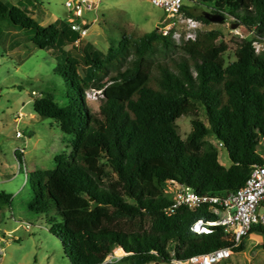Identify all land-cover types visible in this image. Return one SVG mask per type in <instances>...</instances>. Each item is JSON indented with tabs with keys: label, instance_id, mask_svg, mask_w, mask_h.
<instances>
[{
	"label": "trees",
	"instance_id": "trees-1",
	"mask_svg": "<svg viewBox=\"0 0 264 264\" xmlns=\"http://www.w3.org/2000/svg\"><path fill=\"white\" fill-rule=\"evenodd\" d=\"M36 1L14 5L0 0V17L33 30L32 42L40 49H75L78 36L68 25L42 26L31 16ZM183 7L205 24L211 23L204 16L209 13L223 22L232 18L238 28H255L257 34L264 27V0H187ZM221 34L203 31L181 45L186 57L176 63V71L151 58L158 46L176 45L155 29L136 39L123 35L106 52L83 48L81 72L79 60L64 51L65 63L55 71L76 94L69 90L64 106L44 94L34 100L33 109L72 136L71 149L55 157L54 168L33 173L37 188L30 207L37 213L53 208L60 222L49 231L70 264H112L103 262L116 249L125 253L120 260L131 264L183 261L220 247L243 249L242 241L233 246L223 239L219 225L193 233L194 221L216 216L206 206L168 213L171 198L164 191L167 183L177 182L200 194H227L243 185L253 165L264 162L258 153L264 141V53H254L253 37L237 39L235 59L225 64L227 45ZM87 88L102 93L96 113L85 104ZM198 107L205 121L198 117ZM183 115L192 117L185 139L176 124ZM207 135L226 149L229 166L219 162L216 147L204 140ZM14 154L21 161V154ZM99 155L115 181H102ZM11 197L1 190L0 205H9ZM127 220L136 223L127 227L122 222ZM250 232L264 234V228Z\"/></svg>",
	"mask_w": 264,
	"mask_h": 264
},
{
	"label": "rangeland",
	"instance_id": "rangeland-1",
	"mask_svg": "<svg viewBox=\"0 0 264 264\" xmlns=\"http://www.w3.org/2000/svg\"><path fill=\"white\" fill-rule=\"evenodd\" d=\"M4 1L20 5L18 0ZM64 1L37 0L31 16L42 26L53 22L68 25ZM96 13L98 19L94 23H90L94 12L84 13L89 28L80 43H74L75 49L72 45L40 49L32 42L33 30L14 25L7 16L0 17V191L12 195L9 205H0V264H70L61 242L49 231L53 223L60 222L53 208L37 213L30 207L37 188L33 173L54 168L55 157L60 154L66 156L71 149L72 136L65 134L55 119L39 116L33 109L34 100L44 94H51L59 106L66 104L69 90L76 94L55 71L65 63L64 51H70L79 60L81 72L83 48L106 52L109 46L117 45L123 35L136 39L155 29L165 17L161 8L145 0H101ZM231 20L203 24V31L217 29L222 33L220 40L227 45L222 56L225 64L235 59L236 40L239 38L235 29H242L232 28L234 23H230ZM182 57L186 55L177 44L169 49L158 46L151 56L155 63L165 62L173 71H176L175 65ZM110 73H114V68ZM93 91L85 89V104L92 113H96L99 100L93 98ZM198 117L205 121L202 107H198ZM191 119V116L183 115L176 120L182 139L191 131ZM16 132L20 135L16 136ZM204 140L216 147L219 162L229 166L226 149L211 135L205 136ZM262 144L263 148L258 153L264 158V141ZM16 149L23 150V165L14 154ZM96 166L105 184L116 180L115 173L102 155L97 157ZM263 211L261 208L260 212ZM122 222L131 227L136 220ZM241 241L243 249L234 251L231 257L218 264H264V234L250 232ZM113 254L125 255L120 249L114 250ZM112 264L131 262L112 258Z\"/></svg>",
	"mask_w": 264,
	"mask_h": 264
},
{
	"label": "built area",
	"instance_id": "built-area-1",
	"mask_svg": "<svg viewBox=\"0 0 264 264\" xmlns=\"http://www.w3.org/2000/svg\"><path fill=\"white\" fill-rule=\"evenodd\" d=\"M101 0H65L64 6L68 13V26L78 37L75 40L79 44L88 31V22L84 19L85 12H94V17L90 23L97 21V9ZM161 8L165 17L160 24L155 27L157 33L169 36L170 39L179 46L195 41L199 33L203 32V23L201 20L187 14L185 8L187 0H145ZM235 29L238 39H251V45L255 54L264 53V27L262 32L257 34L255 28L251 30ZM34 93V92H32ZM102 97L101 91H93V98ZM20 133L16 132V136ZM220 145V144H219ZM22 156L23 150L16 149ZM14 151V152H15ZM264 160V158H263ZM21 165V161H19ZM25 177L27 171L24 167ZM164 191L170 196L171 204L168 213L173 212L179 207H186L190 210H196L206 206L208 211L216 216L213 221L198 219L190 227L193 233H208L211 226L219 225L222 227L223 239L232 242L237 246L242 238L250 233V230L256 226L264 228V162L253 165L248 177L241 187L227 194H200L193 188L177 183L169 182ZM234 250L231 247H220L205 253L191 255L183 261L173 260L176 264H218L232 256ZM114 251L109 254L103 263H112V258L117 260L122 256H115ZM125 254V253H124Z\"/></svg>",
	"mask_w": 264,
	"mask_h": 264
},
{
	"label": "water",
	"instance_id": "water-1",
	"mask_svg": "<svg viewBox=\"0 0 264 264\" xmlns=\"http://www.w3.org/2000/svg\"><path fill=\"white\" fill-rule=\"evenodd\" d=\"M204 16L212 23H222L223 18L219 15H210L209 13H204ZM237 24H232V28H236ZM97 205L96 202L93 203V207Z\"/></svg>",
	"mask_w": 264,
	"mask_h": 264
},
{
	"label": "crops",
	"instance_id": "crops-1",
	"mask_svg": "<svg viewBox=\"0 0 264 264\" xmlns=\"http://www.w3.org/2000/svg\"><path fill=\"white\" fill-rule=\"evenodd\" d=\"M18 154H20L19 152H17Z\"/></svg>",
	"mask_w": 264,
	"mask_h": 264
}]
</instances>
